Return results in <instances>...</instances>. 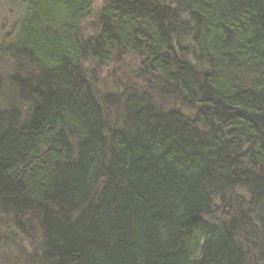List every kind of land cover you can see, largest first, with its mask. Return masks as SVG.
<instances>
[{
	"label": "trees",
	"instance_id": "trees-1",
	"mask_svg": "<svg viewBox=\"0 0 264 264\" xmlns=\"http://www.w3.org/2000/svg\"><path fill=\"white\" fill-rule=\"evenodd\" d=\"M18 1L0 223L29 260L264 264V0Z\"/></svg>",
	"mask_w": 264,
	"mask_h": 264
},
{
	"label": "rangeland",
	"instance_id": "rangeland-1",
	"mask_svg": "<svg viewBox=\"0 0 264 264\" xmlns=\"http://www.w3.org/2000/svg\"><path fill=\"white\" fill-rule=\"evenodd\" d=\"M100 3L97 2L94 11L100 7ZM93 11V14H94ZM25 14V6L18 0H0V45L12 42L18 35L19 23ZM91 18V17H90ZM88 19L84 24V32L86 34L91 31V21ZM13 63L4 54H0V72L5 76ZM137 59L134 56H127L124 61L111 62L104 68H98L96 70L97 77L99 79L98 86L103 91H115L118 82H126V75L124 77L125 68L128 70L136 69ZM218 209L214 216L222 217V211ZM214 218V217H212ZM5 221H7L5 219ZM31 235L35 236L34 231H31ZM30 233L27 237L17 231L9 223H0V264H42L37 262L32 256H36L37 259L40 256L39 242L36 236L32 238ZM31 240L34 242L31 244Z\"/></svg>",
	"mask_w": 264,
	"mask_h": 264
}]
</instances>
